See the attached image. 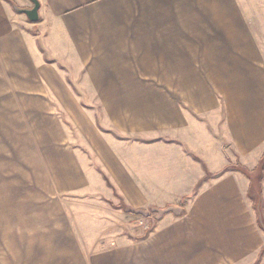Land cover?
Instances as JSON below:
<instances>
[{"label":"crops","instance_id":"crops-1","mask_svg":"<svg viewBox=\"0 0 264 264\" xmlns=\"http://www.w3.org/2000/svg\"><path fill=\"white\" fill-rule=\"evenodd\" d=\"M38 1L33 22L14 9L31 8L30 0H0V152L18 144V129H32L24 107L44 106L39 123L46 122L52 113L46 88L54 98L73 97L66 78L76 82L84 74L108 85H162L152 92L136 87L164 108L158 116L148 107L144 116L169 123L175 153L164 160L169 178L161 186L137 173V187L130 188L128 168L121 167L126 212L155 215L147 233L90 249L74 220L51 232L43 223L0 229V252H8L4 262L0 253V264H264L252 182L262 164L264 190V0ZM133 66L156 73L145 80L128 74ZM119 87L97 96L130 95ZM195 129L202 137L193 146ZM80 168L77 161L63 175L76 192L84 183Z\"/></svg>","mask_w":264,"mask_h":264},{"label":"rangeland","instance_id":"rangeland-1","mask_svg":"<svg viewBox=\"0 0 264 264\" xmlns=\"http://www.w3.org/2000/svg\"><path fill=\"white\" fill-rule=\"evenodd\" d=\"M141 69L133 66L128 74L141 73L145 80H149L156 73L154 67ZM137 84L150 89V92L155 90L153 87L162 86L154 82L127 81L108 85L104 81H88L82 74L76 75V82L66 78L65 85L71 86L73 97L57 99L46 88L48 111L52 110V113L48 112L46 122L39 123L46 117L40 113L44 106L34 101L24 107L21 114L32 119V129H18V144L1 146V232L15 227L20 231V227L30 223L33 228H40L41 223L49 225L51 232L56 225L74 220L85 235V242L81 244L90 249L116 247L124 240L137 239L147 233L155 215L146 217L126 212L129 202L120 190L121 167L128 168L124 174L130 188L137 187V173L143 182L146 178L145 183L151 187L161 186L169 178L162 165L175 153L169 148L176 141L170 134L168 122L159 124L155 117H149L150 121L145 119L148 107L158 116L164 108H159L158 99L142 96ZM111 85L121 86L119 89L124 86L122 89L129 90L130 95L116 98L97 96L110 89ZM195 130L192 133L193 146L202 137L199 129ZM214 132L212 130L217 137ZM189 133H186V139ZM185 151L193 154L187 149ZM77 161L84 177L78 192L76 184H71L70 178L63 176L71 175L72 167L76 170ZM261 166L253 171L252 182L257 191L254 208L264 222ZM161 195L166 199L168 193ZM0 253L1 261H8V252Z\"/></svg>","mask_w":264,"mask_h":264},{"label":"water","instance_id":"water-1","mask_svg":"<svg viewBox=\"0 0 264 264\" xmlns=\"http://www.w3.org/2000/svg\"><path fill=\"white\" fill-rule=\"evenodd\" d=\"M30 1L33 4L31 8H19L16 5H14V9L17 12L26 15V17L30 21L34 22V21L38 20V9H39L40 3L38 0H30ZM258 219H259V223H260L261 228L264 230V222L260 219L259 216H258Z\"/></svg>","mask_w":264,"mask_h":264},{"label":"trees","instance_id":"trees-1","mask_svg":"<svg viewBox=\"0 0 264 264\" xmlns=\"http://www.w3.org/2000/svg\"><path fill=\"white\" fill-rule=\"evenodd\" d=\"M128 212H132V213H138V214H143V211L141 210H128Z\"/></svg>","mask_w":264,"mask_h":264}]
</instances>
